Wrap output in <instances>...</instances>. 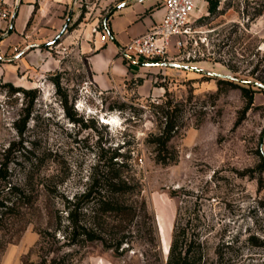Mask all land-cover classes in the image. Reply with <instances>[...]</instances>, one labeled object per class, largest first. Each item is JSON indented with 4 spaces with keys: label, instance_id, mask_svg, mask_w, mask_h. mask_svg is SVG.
Returning a JSON list of instances; mask_svg holds the SVG:
<instances>
[{
    "label": "rangeland",
    "instance_id": "rangeland-1",
    "mask_svg": "<svg viewBox=\"0 0 264 264\" xmlns=\"http://www.w3.org/2000/svg\"><path fill=\"white\" fill-rule=\"evenodd\" d=\"M208 7L205 0H197L190 20L201 27L199 38L213 39L206 50L213 54L210 61H145L143 79L132 78L112 90L93 86L82 61L59 47L60 38L28 46L20 54L10 44L0 52V152L22 140L24 149L14 153L9 166L10 182L31 197L3 220L0 264H50L55 259L64 264H147L158 259L164 264L163 239L168 238L169 246L176 207L180 214L185 208L198 212L210 245L237 240L232 247L237 264H264V246L246 242L251 234L264 241V207L259 204L264 202V187L259 189L264 172L258 170L259 151L264 158V0L217 4L213 12ZM0 10L6 16L0 19L1 43L9 35L13 11L1 0ZM108 11L99 12V23ZM79 22L88 23L89 18ZM31 51L47 55L55 68H35L26 56ZM53 79L59 82L58 93ZM241 87L252 93L246 111ZM63 100L84 123L95 122L96 129L69 121ZM29 104L30 117L20 138L14 124ZM119 105L125 110L119 111ZM156 105L175 109L178 129L168 145L176 157L168 165L156 163L148 143L149 134L157 131ZM98 140L123 155L118 159L125 166L121 178L131 188L116 197L135 210L132 220L124 214L101 217L107 245L126 241L119 255L100 241L69 246L63 239L66 201L88 184ZM171 191H176L175 198ZM142 203L155 221L157 256L137 234ZM91 216L83 207L79 224H88Z\"/></svg>",
    "mask_w": 264,
    "mask_h": 264
},
{
    "label": "trees",
    "instance_id": "trees-1",
    "mask_svg": "<svg viewBox=\"0 0 264 264\" xmlns=\"http://www.w3.org/2000/svg\"><path fill=\"white\" fill-rule=\"evenodd\" d=\"M205 1L209 4V12H213L218 4L217 0ZM83 7L82 11L84 12ZM53 83L58 93V80L53 79ZM16 90L19 92L20 89ZM240 90L242 96L247 100L244 107V111H246L252 105V93L244 87H241ZM23 92L25 94L29 93V91ZM60 104L65 111L67 119L73 124L85 129H96L95 122L89 120L84 123L81 118L77 117V113L72 107L67 106L65 100L60 101ZM30 107L31 104L25 110L22 120L14 124L20 138L25 133V124L30 117ZM153 107L155 108V122H158L157 131L149 134L148 143L153 147L156 163L168 165L175 162L176 157L174 151L168 145L170 139L178 129L174 113L175 109H171L169 105H156ZM116 108L119 111L125 110L124 105H119ZM130 114L132 115V113ZM21 142L22 140L18 143L12 142L0 152V227L5 217L15 214L19 204L31 202V197L24 193V189L21 186L12 185L10 182L11 170L9 166L16 159L14 153L20 152V149H24L21 146ZM103 144L101 140L96 141L97 161L92 166L88 184L84 191L81 194H74L70 200L66 201L67 224L63 227V239L67 241L69 246H75L83 241H100L104 249L111 250L119 255L118 249L126 241L120 240L112 245H107V242L102 237L104 230L101 217L104 215L117 217L124 214L132 220L135 217V210L132 207L122 205L116 197L131 190L121 178L122 168L125 166L123 162H118V159L123 158V155L117 152V149L105 148L102 146ZM259 155L262 161L258 166V170L264 172V158L260 151ZM263 184L264 180L260 181V190L263 189ZM184 194L187 195L188 192L184 191ZM169 195L175 198L176 191H171ZM259 204L261 207H264V202H259ZM85 206L92 213V221L88 224H79L77 215ZM141 207L143 220L141 221L142 224L137 228V234L142 238H146L147 244L153 250L152 255L157 256L158 241L155 235V221L145 207V203H142ZM179 211V207H176L164 264H237V254L233 253L232 248L237 240L230 242L221 241L214 246L210 245L200 229L198 212L189 210L188 208H185L181 214ZM246 242L251 247L264 246V241L258 239L253 234L247 237ZM50 264L64 263L55 259ZM147 264L160 263L157 259L156 262H148Z\"/></svg>",
    "mask_w": 264,
    "mask_h": 264
},
{
    "label": "crops",
    "instance_id": "crops-1",
    "mask_svg": "<svg viewBox=\"0 0 264 264\" xmlns=\"http://www.w3.org/2000/svg\"><path fill=\"white\" fill-rule=\"evenodd\" d=\"M13 11L11 33L0 43V52L8 44L19 50L28 46L41 47L60 38L59 47L82 61L88 73V81L102 91L119 88L132 78L143 79L148 64L122 54L121 49L134 37L142 35L160 22L163 0H84L95 5L84 16L80 0H1ZM107 6L106 27L102 24L104 42L98 35L90 38V30L97 23L99 6ZM97 16V17H96ZM88 23L79 22L80 19ZM79 23L77 28H68ZM86 26V28H84ZM65 27V31L61 32ZM35 68L42 72L55 68V63L42 54L28 52ZM38 66V67H37Z\"/></svg>",
    "mask_w": 264,
    "mask_h": 264
},
{
    "label": "built area",
    "instance_id": "built-area-1",
    "mask_svg": "<svg viewBox=\"0 0 264 264\" xmlns=\"http://www.w3.org/2000/svg\"><path fill=\"white\" fill-rule=\"evenodd\" d=\"M197 0H163V15L159 23L150 27L145 33L132 38L121 49L122 54H127L133 59L141 58L144 61L168 60L199 62L210 61L212 52H206L211 47L213 39L205 35L199 38L200 26H195L190 17L195 10ZM237 0H217L218 6L229 5ZM85 7L84 16L90 13V8L84 0H80ZM100 11L109 10L105 5L99 6ZM6 18L0 10V19ZM102 24L97 23L90 30V38L98 35L104 42L106 35L102 33ZM213 31H208L210 34Z\"/></svg>",
    "mask_w": 264,
    "mask_h": 264
},
{
    "label": "bare ground",
    "instance_id": "bare-ground-1",
    "mask_svg": "<svg viewBox=\"0 0 264 264\" xmlns=\"http://www.w3.org/2000/svg\"><path fill=\"white\" fill-rule=\"evenodd\" d=\"M102 121L107 122L105 118H103ZM163 247H164L165 254H167V251H168V238L167 237H165V239H163Z\"/></svg>",
    "mask_w": 264,
    "mask_h": 264
},
{
    "label": "water",
    "instance_id": "water-1",
    "mask_svg": "<svg viewBox=\"0 0 264 264\" xmlns=\"http://www.w3.org/2000/svg\"><path fill=\"white\" fill-rule=\"evenodd\" d=\"M13 18H14V15H13V17H12V20H11V23H10V27H9V29H8V34H10L11 33V31H12V23H13ZM103 24L105 25V27H106V18H105V20L103 21ZM65 31V27L62 29V31L61 32H64Z\"/></svg>",
    "mask_w": 264,
    "mask_h": 264
}]
</instances>
